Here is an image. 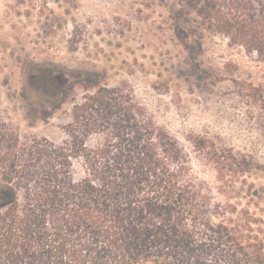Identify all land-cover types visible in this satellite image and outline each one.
<instances>
[{"label": "trees", "instance_id": "trees-1", "mask_svg": "<svg viewBox=\"0 0 264 264\" xmlns=\"http://www.w3.org/2000/svg\"><path fill=\"white\" fill-rule=\"evenodd\" d=\"M196 16L264 63V0H202ZM234 84L264 101L261 85ZM71 119L67 141L55 145L20 141L0 116V264H264L255 220H223L234 212L212 203L182 146L123 86L84 95ZM96 131H107L105 141L89 147ZM190 141L219 177L252 169L205 136Z\"/></svg>", "mask_w": 264, "mask_h": 264}, {"label": "rangeland", "instance_id": "rangeland-1", "mask_svg": "<svg viewBox=\"0 0 264 264\" xmlns=\"http://www.w3.org/2000/svg\"><path fill=\"white\" fill-rule=\"evenodd\" d=\"M202 0H0V116L20 141L68 139L72 106L91 91L119 87L189 156L224 219L248 213L264 232V101L234 80L261 85L264 63L196 16ZM107 131L86 143H104ZM205 136L251 164L219 177L193 152ZM82 174L80 160L72 161ZM222 220V219H221Z\"/></svg>", "mask_w": 264, "mask_h": 264}]
</instances>
